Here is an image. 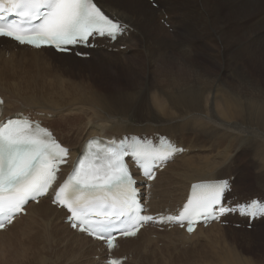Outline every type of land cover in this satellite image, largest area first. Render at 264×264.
Returning <instances> with one entry per match:
<instances>
[{
  "label": "bare ground",
  "instance_id": "bare-ground-1",
  "mask_svg": "<svg viewBox=\"0 0 264 264\" xmlns=\"http://www.w3.org/2000/svg\"><path fill=\"white\" fill-rule=\"evenodd\" d=\"M95 2L129 29L114 43L99 41L90 58L138 62L143 81L134 91L113 92L99 87L88 70L75 68L90 58L0 38L2 118L19 111L37 115L72 157L93 136L167 135L186 150L150 185L137 178L149 213L180 206L190 184L202 180L233 177L232 194H239V201L264 193V84L257 78L264 73V0H156V7L148 0ZM160 9L170 11L172 32L159 23ZM239 170L238 183L251 175L252 188L236 185ZM50 200L29 202L26 213L0 231V264H105L101 242L72 229ZM233 219L243 218L226 220ZM156 229L146 226L132 238H119L112 253L126 257L121 264H144L160 254L163 264L178 252L177 244L191 249L199 244L193 239L207 233L200 248L206 247L204 264H253L216 251L224 232L220 224L198 225L191 234L178 227ZM159 241L164 249L156 248Z\"/></svg>",
  "mask_w": 264,
  "mask_h": 264
},
{
  "label": "snow or ice",
  "instance_id": "snow-or-ice-1",
  "mask_svg": "<svg viewBox=\"0 0 264 264\" xmlns=\"http://www.w3.org/2000/svg\"><path fill=\"white\" fill-rule=\"evenodd\" d=\"M9 16L16 19L9 20ZM128 27L107 15L94 0H0V37L35 49L50 48L62 55L87 56L74 50L92 47L100 39L116 41ZM131 140L116 145L87 141L82 158L57 189V176L61 165L67 163L69 150L51 131L28 119L0 122V229L27 203L47 195L66 210L73 229L106 241L109 250L114 247L113 230L122 237L136 236L142 224L154 218L141 215L144 209L137 203L132 167L145 179H154L156 169L182 149L164 137L158 146L136 137ZM227 187V181L192 185V195L183 210L160 221L181 226L187 223L191 233L201 220L231 213L252 220L264 217L262 200L225 206L222 194Z\"/></svg>",
  "mask_w": 264,
  "mask_h": 264
},
{
  "label": "rangeland",
  "instance_id": "rangeland-1",
  "mask_svg": "<svg viewBox=\"0 0 264 264\" xmlns=\"http://www.w3.org/2000/svg\"><path fill=\"white\" fill-rule=\"evenodd\" d=\"M156 2V0H154ZM165 11L167 12L166 14ZM168 13H170L169 10L160 9V11L157 14V17H159L158 21L161 23V19H164L165 22L162 24L164 28H166L167 32H172V28L170 27L169 17ZM164 15V17L162 16ZM162 16V17H161ZM208 42V41H207ZM123 46V45H120ZM119 46V47H120ZM89 54H91V51L88 50ZM140 53V52H138ZM90 57H86L85 59H89ZM97 57L93 56L91 57L88 63H78V65H75V68L80 71H87L91 73L92 78L96 82V84L104 89L120 92V91H134L135 86L140 82L143 81V67L137 62V65L134 64H127V62H121L118 59L114 58H107L101 62V60H97ZM112 60V61H111ZM118 60V61H117ZM114 62V63H113ZM117 63V64H116ZM121 64V65H120ZM113 66V67H112ZM135 66V67H134ZM169 71L166 70L164 72ZM138 73V74H137ZM85 74V72H83ZM141 75V77H140ZM172 75V73H169L168 76ZM260 75V76H259ZM159 76H163L164 74H159ZM261 80V83L264 84V73L261 72V74L257 75V78ZM262 77V78H261ZM50 118V116H48ZM198 150L195 149V152ZM245 155H241L243 158ZM245 158V157H244ZM244 160V159H243ZM245 161V160H244ZM237 164H240L237 162ZM245 164L247 168L244 171L246 174L250 168L248 167V162L245 161ZM241 166V165H240ZM238 170V168H236ZM251 170V169H250ZM241 170H239L238 175L236 176V185L241 188H252L255 184L253 181V177L246 176L244 181H239ZM248 175V174H247ZM233 178V177H229ZM238 178V179H237ZM234 179V178H233ZM252 180V181H251ZM251 182V183H250ZM261 186V185H260ZM264 187V186H261ZM250 193V192H249ZM257 194V197H264V193H251L246 197H249L251 195ZM239 195V194H238ZM237 193L233 195V197H236L238 199ZM245 197V196H244ZM236 219L228 220V223L222 225L224 226V232L222 233L221 240L216 246V251L221 253L224 251H230L237 256H239L244 261H249L253 264H264V220L260 223H255L252 225V227L248 228L246 225L241 224ZM159 230V229H158ZM208 237V234L199 235L198 237L193 239L194 244H197L199 246H195L191 249L190 247L186 248V245L184 244H177L178 245V252L172 256L171 253L167 252L170 255V259L167 258L165 263L163 264H204L205 261L202 258V253L205 249H200L203 246V242L206 241ZM159 240V239H158ZM180 243V242H179ZM205 246V245H204ZM156 248H165L164 243L162 241L158 242V245ZM172 250V249H169ZM166 252V250H165ZM162 255H157L153 258L148 259L144 264H158L161 263L164 259H161ZM159 258V259H158ZM175 258V259H174ZM94 259L97 260V256L94 257ZM173 259V260H171ZM85 259L81 260V263L84 262ZM141 259L138 260V263ZM171 260V261H170ZM176 262V263H175Z\"/></svg>",
  "mask_w": 264,
  "mask_h": 264
}]
</instances>
